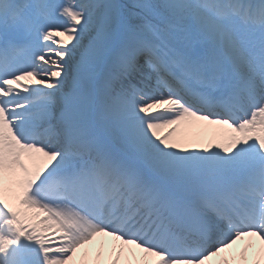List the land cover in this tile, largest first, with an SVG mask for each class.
Masks as SVG:
<instances>
[{"label": "snow or ice", "instance_id": "obj_1", "mask_svg": "<svg viewBox=\"0 0 264 264\" xmlns=\"http://www.w3.org/2000/svg\"><path fill=\"white\" fill-rule=\"evenodd\" d=\"M0 264H264V0H0Z\"/></svg>", "mask_w": 264, "mask_h": 264}, {"label": "bare ground", "instance_id": "obj_2", "mask_svg": "<svg viewBox=\"0 0 264 264\" xmlns=\"http://www.w3.org/2000/svg\"><path fill=\"white\" fill-rule=\"evenodd\" d=\"M214 127L215 126L207 125L206 122H195V125H193V126H189V125L180 126V131L178 132V135L184 134V135H189V136L194 137L197 132H201L205 129L211 130ZM201 138L206 139L207 137L204 136ZM49 235H51V233H49ZM101 243H104L105 246L107 247L113 243L118 244L119 242L118 241H112L111 238H108V237H98L97 240L92 245H90L88 247H89V249L95 251L100 247ZM244 245H245V241L238 242V244L232 250H230L229 253L222 254V255H230L232 253H235V252L241 250ZM257 247H258V245H257ZM77 257L81 258L80 252L77 253ZM217 259H220V258L218 257ZM251 259H253V256L250 253L249 254V260H251Z\"/></svg>", "mask_w": 264, "mask_h": 264}]
</instances>
